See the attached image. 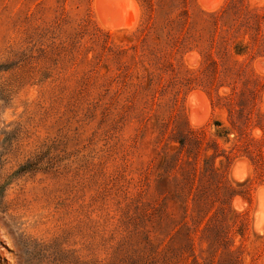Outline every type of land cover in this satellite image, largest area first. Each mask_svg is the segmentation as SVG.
Returning a JSON list of instances; mask_svg holds the SVG:
<instances>
[{
  "label": "rangeland",
  "instance_id": "obj_1",
  "mask_svg": "<svg viewBox=\"0 0 264 264\" xmlns=\"http://www.w3.org/2000/svg\"><path fill=\"white\" fill-rule=\"evenodd\" d=\"M147 20L139 0H0V264H148L161 245L264 264L263 36L231 42L230 77L233 57L202 69L181 43L155 71Z\"/></svg>",
  "mask_w": 264,
  "mask_h": 264
},
{
  "label": "trees",
  "instance_id": "obj_2",
  "mask_svg": "<svg viewBox=\"0 0 264 264\" xmlns=\"http://www.w3.org/2000/svg\"><path fill=\"white\" fill-rule=\"evenodd\" d=\"M144 10L148 14V22L143 31H148L147 38H144V47L151 62L156 66L155 71L160 70L164 53L168 48L175 47V43L182 45L193 44L202 56V69L207 65H216L214 55L233 57L232 64L227 63V77L233 75L235 66L238 63L236 58L245 55L239 46L231 51V42L242 35L245 40L248 32L253 34L256 43L264 35L261 34V26L264 23V7L249 9L239 0H232L219 10L214 12L200 13L198 16H191L182 0H139ZM152 21V26L148 27ZM144 24L140 27H142ZM160 39L163 44L159 45ZM244 48V47H243ZM119 54H127L126 50H120ZM227 62V61H226ZM155 76V75H153ZM117 75L115 78H119ZM209 80V78H207ZM181 148L185 142L179 141ZM31 168V163H29ZM27 166L20 167L13 176L25 174ZM3 196V187L0 186V198ZM174 232L166 236L172 239ZM156 261L148 264H187L192 258V264H202L201 259L194 256V253L185 258L183 254L180 259L173 263L170 249L166 245H161L153 253ZM73 264H91L75 261ZM237 264V262H231Z\"/></svg>",
  "mask_w": 264,
  "mask_h": 264
},
{
  "label": "bare ground",
  "instance_id": "obj_3",
  "mask_svg": "<svg viewBox=\"0 0 264 264\" xmlns=\"http://www.w3.org/2000/svg\"><path fill=\"white\" fill-rule=\"evenodd\" d=\"M128 1V0H127ZM131 3V2H130ZM114 5V4H113ZM209 6V5H208ZM134 23V22H133ZM124 29V28H123Z\"/></svg>",
  "mask_w": 264,
  "mask_h": 264
}]
</instances>
